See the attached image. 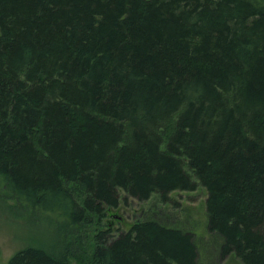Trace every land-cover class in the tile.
<instances>
[{"label": "trees", "instance_id": "obj_1", "mask_svg": "<svg viewBox=\"0 0 264 264\" xmlns=\"http://www.w3.org/2000/svg\"><path fill=\"white\" fill-rule=\"evenodd\" d=\"M200 183L222 257L264 264V0H0V191L60 233L7 264H204L105 221Z\"/></svg>", "mask_w": 264, "mask_h": 264}, {"label": "rangeland", "instance_id": "obj_2", "mask_svg": "<svg viewBox=\"0 0 264 264\" xmlns=\"http://www.w3.org/2000/svg\"><path fill=\"white\" fill-rule=\"evenodd\" d=\"M122 202L112 209L105 221L114 227V233L127 230L140 220L157 217L167 224L183 225L192 230L204 264H245L234 254L223 258L221 239L208 227V190L201 183L195 190H175L164 200L154 193L148 200H139L120 190ZM40 211L31 213L12 200L3 197L0 191V264H7L18 250L29 245L50 248L60 238L52 217ZM72 264H78L73 261Z\"/></svg>", "mask_w": 264, "mask_h": 264}]
</instances>
